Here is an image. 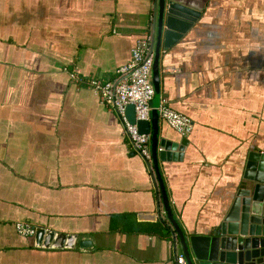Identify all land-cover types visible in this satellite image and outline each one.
Instances as JSON below:
<instances>
[{
	"label": "crops",
	"instance_id": "crops-1",
	"mask_svg": "<svg viewBox=\"0 0 264 264\" xmlns=\"http://www.w3.org/2000/svg\"><path fill=\"white\" fill-rule=\"evenodd\" d=\"M153 5L0 0V264H175L153 172L86 84L113 81L137 39L150 46ZM158 63L160 102L192 124L158 119L159 139L186 141L159 172L181 228L206 234L264 151V0H207ZM17 223L74 246L35 247Z\"/></svg>",
	"mask_w": 264,
	"mask_h": 264
},
{
	"label": "water",
	"instance_id": "water-1",
	"mask_svg": "<svg viewBox=\"0 0 264 264\" xmlns=\"http://www.w3.org/2000/svg\"><path fill=\"white\" fill-rule=\"evenodd\" d=\"M207 0H154L150 53L153 54L151 84L154 90L149 120L138 121L137 128L149 137V160L143 159L153 172L160 203L170 232L176 256L182 254L186 264H264V151H251L246 171L225 217L206 234L187 233L176 220L159 172V162L181 159L186 141L174 143L159 139L158 106L159 52L172 47L191 26ZM131 124L135 123L133 105L125 108ZM155 221L154 214L145 215ZM35 247L72 248L75 237L35 227Z\"/></svg>",
	"mask_w": 264,
	"mask_h": 264
},
{
	"label": "built area",
	"instance_id": "built-area-1",
	"mask_svg": "<svg viewBox=\"0 0 264 264\" xmlns=\"http://www.w3.org/2000/svg\"><path fill=\"white\" fill-rule=\"evenodd\" d=\"M152 63L149 38L145 36L137 39L129 61L118 68L117 76L113 81H104L99 78L86 80L87 86L99 95L101 101L116 112L134 150L147 160L150 157L149 137L138 131L136 123L150 118L154 96L151 84ZM129 104L133 105L134 124L128 121L125 114V108ZM158 116L181 135H187L190 132L192 127L190 119L162 102L158 106ZM16 229L25 237H31L34 234V228L24 223H17ZM175 264H186L182 254L175 257Z\"/></svg>",
	"mask_w": 264,
	"mask_h": 264
},
{
	"label": "trees",
	"instance_id": "trees-1",
	"mask_svg": "<svg viewBox=\"0 0 264 264\" xmlns=\"http://www.w3.org/2000/svg\"><path fill=\"white\" fill-rule=\"evenodd\" d=\"M161 223V222H160ZM163 225V224H162ZM164 226V225H163ZM164 228H162V226H156V230L157 231H159V232H161V233H163V234H167V231H165V229L163 230Z\"/></svg>",
	"mask_w": 264,
	"mask_h": 264
}]
</instances>
